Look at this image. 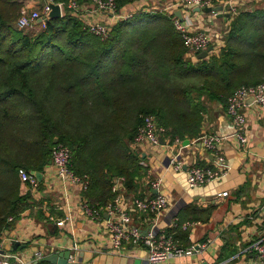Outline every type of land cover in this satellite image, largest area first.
I'll return each mask as SVG.
<instances>
[{
    "label": "trees",
    "instance_id": "trees-1",
    "mask_svg": "<svg viewBox=\"0 0 264 264\" xmlns=\"http://www.w3.org/2000/svg\"><path fill=\"white\" fill-rule=\"evenodd\" d=\"M53 1L64 15L24 31L23 1L0 0V236L10 217L41 206L20 169L43 171L57 143L70 147L73 169L90 177L88 202L102 209L115 177L136 193L142 166L131 143L143 114L164 138L198 137L211 105L264 81V7H238L219 52L194 61L173 14L139 10L102 39L71 0ZM114 1L119 10L136 0Z\"/></svg>",
    "mask_w": 264,
    "mask_h": 264
},
{
    "label": "crops",
    "instance_id": "crops-1",
    "mask_svg": "<svg viewBox=\"0 0 264 264\" xmlns=\"http://www.w3.org/2000/svg\"><path fill=\"white\" fill-rule=\"evenodd\" d=\"M173 1L136 0L124 10H163ZM238 2L237 7H264V0ZM227 11L230 16L204 11L194 13V28L207 31L212 42H217L209 55L218 53L224 45V35L234 15ZM81 12L84 18L112 25L117 22L111 13L98 10L92 2L83 4ZM187 56L194 61L199 59L189 50ZM247 114V143L240 144L229 136L231 133L222 139L218 149L227 160L226 174L202 186L189 187L187 169L196 163L215 165L213 153L198 143L203 134L220 133L221 123L224 131L230 129L231 117L224 103L209 107L200 135L186 137L189 144H184L186 138L181 144H172L167 137L166 143L158 147H131L139 156L142 170L136 180L135 194H128L124 177L115 181V184L123 183L121 191L125 198L156 195L158 190L151 186V181L160 178L159 190L170 200L168 208L156 214L132 212V222L146 231H167L177 244L195 249L191 255L161 264H255V254L249 248L264 236V108L252 105L247 108ZM173 155L184 161L182 170H176L171 164ZM40 172L42 177H36L37 188L29 186L33 198L41 202V206L27 208L13 220L8 229L11 238L6 243L10 251L21 256L27 264H52L47 257L67 249L74 251L71 260L73 258L75 264H151L141 246L127 245L122 251L111 249L103 220L86 215L82 209L87 196L80 184L59 177L51 163ZM225 191L228 194L222 195ZM105 212L102 215L106 219ZM58 219H64V224L58 225ZM37 253H41L40 257Z\"/></svg>",
    "mask_w": 264,
    "mask_h": 264
},
{
    "label": "built area",
    "instance_id": "built-area-1",
    "mask_svg": "<svg viewBox=\"0 0 264 264\" xmlns=\"http://www.w3.org/2000/svg\"><path fill=\"white\" fill-rule=\"evenodd\" d=\"M32 1L34 2L35 0H27L26 6L24 5L22 8L21 15L17 21L20 29L34 26L37 23L46 25V15L52 8L51 2L54 1L42 0L36 8H33L34 5H30ZM89 2L94 3L100 11L111 13L117 22L121 19H127L134 14V12L124 10V8L118 10L114 0H85L82 3H79L77 0H71L68 5L71 8L72 14L84 22L87 30L102 39H106L111 35L112 28L117 22L112 25L111 23L84 18L81 12L82 5ZM60 4L62 10H64V4ZM227 4L231 6L230 11L235 14L239 4L238 0H174L160 11L173 14L175 27L185 39L189 51L198 56L201 51L208 49L211 45L212 36L205 30H196L194 28L195 11H193V8L200 6L201 9H204L205 7ZM177 9L182 10L183 19L175 15V10ZM212 13L214 15L217 14V12ZM39 19H41V22H39ZM248 97H253V101L247 103ZM252 105L264 108V81L258 84L242 85L227 98L226 112L236 126V131L229 136H232L240 144H245L248 141L247 108ZM163 132L164 128L160 126L154 115L143 114L142 123L131 143V147L144 145L158 147L162 145L161 137H163ZM226 137L228 136L215 132L203 134L199 138L201 145L207 151L213 153L215 165L204 166L200 163L191 165L187 169V183L189 187L194 188L205 185L226 174L225 164L227 160L218 149L220 142ZM163 139L166 140L164 137ZM182 142L183 139L178 136L171 140L172 144H181ZM50 163L54 166L59 177L80 184L84 192L88 190L90 177L87 174L79 175L75 172L72 167L71 149L67 144H56ZM171 164L176 170H182L184 161L173 155ZM20 175L22 180L31 186V189L37 188L39 182L35 175L25 169H20ZM161 183L162 180L160 178L151 181V186L158 190L156 195L151 197H133L131 199H126V196L121 191L124 187L123 183H116L113 185V191L117 192V194L105 207L102 209L94 208L85 199L82 203V209L86 215L103 220L111 249L114 251H122L127 245H133V247L141 246L145 248L147 259L151 264H161L175 257L191 255L194 253V247H183L177 244L171 233L167 231L157 233L146 231L142 226L132 222V212L146 211L156 214L168 208L170 200L160 192ZM227 194L228 191L222 193V195ZM103 211H106L105 213L108 214V218L105 219L103 217ZM9 220L13 221L14 219L10 217ZM64 222V219H58L57 221L58 225H63ZM8 235L4 231L0 236V264H27V261L21 256L7 248L6 243L11 238ZM249 249L255 254V264H264V236L254 241ZM37 254L40 257L41 253ZM71 261H74V259L72 258Z\"/></svg>",
    "mask_w": 264,
    "mask_h": 264
},
{
    "label": "water",
    "instance_id": "water-1",
    "mask_svg": "<svg viewBox=\"0 0 264 264\" xmlns=\"http://www.w3.org/2000/svg\"><path fill=\"white\" fill-rule=\"evenodd\" d=\"M51 10L49 11V13L46 15V21H48L49 19H53V18H58V17H62L64 15L63 10H62V6L60 3H55V2H51ZM231 6L230 5H216V6H212V7H205L204 9H201L200 6H195L193 8V11L195 12H200V11H204L207 13L210 12H217L218 16H222L223 14L225 16H230V13L227 10H230ZM226 11V12H224ZM224 12V13H223ZM175 15H177L180 19H183L182 16V11L180 9H177L175 11ZM211 20V19H210ZM39 22H41V19H39ZM217 42H212L211 45L208 47V49L201 51L198 54V58H205L208 57L210 52L214 50V47L216 46ZM253 101V97H248L247 99V103H250ZM229 121H231V127L229 130L224 131L223 130V123H221L220 126V134L222 135H228V134H232L236 131V126L233 124L232 119H230ZM55 143L58 142V138H55ZM161 142L162 144H165L166 141L163 139V137H161ZM190 140L188 138H186L184 140V144H189ZM198 146H201V143H198ZM32 174L35 175V177L37 178H41L42 177V173L40 171H32ZM118 177H115V181H117ZM106 216H108V214H105ZM5 232L7 234H9V230H5ZM15 246H18V243H16ZM74 254V251L72 249H67L65 251H62L60 253H55L51 256L47 257V260L50 261L52 264H75L73 263V261H71V256ZM77 264V263H76Z\"/></svg>",
    "mask_w": 264,
    "mask_h": 264
},
{
    "label": "rangeland",
    "instance_id": "rangeland-1",
    "mask_svg": "<svg viewBox=\"0 0 264 264\" xmlns=\"http://www.w3.org/2000/svg\"><path fill=\"white\" fill-rule=\"evenodd\" d=\"M23 1V3H24V5L26 6V3H27V0H22ZM40 2H42V0H35L34 2L32 1L31 3H30V5H34L33 6V8H36L37 7V5H39V3ZM23 5V6H24ZM64 11V10H63ZM134 13H136V12H134ZM74 15V14H73ZM75 16V15H74ZM79 20H80V18H78ZM16 26L18 27V25H17V22H16ZM45 26L43 25V24H35L34 26H31V27H27V28H24V29H22V30H24V31H38V30H41L42 28H44ZM19 28V27H18ZM20 29V28H19Z\"/></svg>",
    "mask_w": 264,
    "mask_h": 264
}]
</instances>
